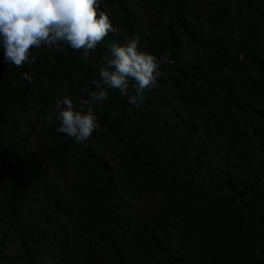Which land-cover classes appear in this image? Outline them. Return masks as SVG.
Instances as JSON below:
<instances>
[{
	"label": "trees",
	"instance_id": "1",
	"mask_svg": "<svg viewBox=\"0 0 264 264\" xmlns=\"http://www.w3.org/2000/svg\"><path fill=\"white\" fill-rule=\"evenodd\" d=\"M100 10L114 31L87 61L41 47L15 67L0 53V264H264V0ZM133 35L167 55L144 102L109 89L80 144L54 115L45 126Z\"/></svg>",
	"mask_w": 264,
	"mask_h": 264
},
{
	"label": "clouds",
	"instance_id": "2",
	"mask_svg": "<svg viewBox=\"0 0 264 264\" xmlns=\"http://www.w3.org/2000/svg\"><path fill=\"white\" fill-rule=\"evenodd\" d=\"M101 0H0V53L3 63L20 67L31 63L30 49L63 52L65 47L78 51L87 61L89 52L114 29L108 16L100 10ZM139 36L133 35L122 45L113 44L109 56L98 69V79L90 81L93 90L80 89L74 103L70 95L55 99L54 113L45 117V126L53 115L58 121L55 131L74 143L86 142L99 130L98 108L108 100V90H118L127 103L137 107L146 99L144 93L161 77V65L167 55L157 57L139 51ZM49 61L55 63L51 56ZM22 78L30 81L26 73ZM129 89L134 94L129 93Z\"/></svg>",
	"mask_w": 264,
	"mask_h": 264
}]
</instances>
